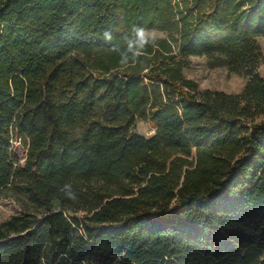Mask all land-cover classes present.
<instances>
[{
	"label": "trees",
	"instance_id": "trees-1",
	"mask_svg": "<svg viewBox=\"0 0 264 264\" xmlns=\"http://www.w3.org/2000/svg\"><path fill=\"white\" fill-rule=\"evenodd\" d=\"M134 25L167 37L120 67ZM262 35L264 0H0V264H264ZM202 54L243 91L186 77Z\"/></svg>",
	"mask_w": 264,
	"mask_h": 264
},
{
	"label": "rangeland",
	"instance_id": "rangeland-1",
	"mask_svg": "<svg viewBox=\"0 0 264 264\" xmlns=\"http://www.w3.org/2000/svg\"><path fill=\"white\" fill-rule=\"evenodd\" d=\"M157 37H167L164 31L156 30ZM263 53V60L259 67V72L264 76V35L258 37ZM183 73L186 77L198 82L201 89L224 90L231 93L243 91L247 77L229 70L226 65L217 63L214 54L191 55L185 60ZM154 127L150 122L139 119L136 131L142 135L149 136L154 132ZM15 151L26 157V149L19 141H14ZM23 199L16 196L2 193L0 197V222L7 220L11 215L21 210Z\"/></svg>",
	"mask_w": 264,
	"mask_h": 264
},
{
	"label": "clouds",
	"instance_id": "clouds-1",
	"mask_svg": "<svg viewBox=\"0 0 264 264\" xmlns=\"http://www.w3.org/2000/svg\"><path fill=\"white\" fill-rule=\"evenodd\" d=\"M102 39L111 44V49L119 59L120 67H127L129 65L142 63V57L146 49L150 46H155L157 42V35L155 29H150L142 25H134L130 34L122 37L123 43H113L115 37L111 30L103 31ZM72 185L65 183L59 191L64 192L65 198L76 201L78 199L75 191H72Z\"/></svg>",
	"mask_w": 264,
	"mask_h": 264
}]
</instances>
